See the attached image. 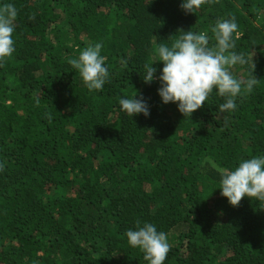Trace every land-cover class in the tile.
I'll return each instance as SVG.
<instances>
[{"label": "trees", "instance_id": "16d2710c", "mask_svg": "<svg viewBox=\"0 0 264 264\" xmlns=\"http://www.w3.org/2000/svg\"><path fill=\"white\" fill-rule=\"evenodd\" d=\"M181 2L0 0L18 10L15 51L0 62V264H147L126 237L138 222L167 234L164 264H264V202L233 207L217 189L222 172L264 155V0L195 14ZM232 17L248 63L230 70L258 82L232 112L214 91L185 118L158 79L143 81L144 65L160 44L212 37ZM97 42L109 80L90 93L68 60ZM136 94L149 116L120 110Z\"/></svg>", "mask_w": 264, "mask_h": 264}, {"label": "clouds", "instance_id": "9594fccd", "mask_svg": "<svg viewBox=\"0 0 264 264\" xmlns=\"http://www.w3.org/2000/svg\"><path fill=\"white\" fill-rule=\"evenodd\" d=\"M213 0H182L181 9L195 14L203 4ZM18 10L12 3L0 4V62L10 57L15 51L13 34L16 29ZM238 24L235 17L218 20L212 27V37L206 32L184 31L171 46L160 44L154 53L152 62L144 65L142 79L152 83L158 79V95L163 104L173 103L186 118L200 109L215 93L224 98L219 105L223 114L237 108L236 99L242 91L251 93L258 80L252 76L245 80L234 77L231 66L246 65L248 58L233 51ZM215 39L214 47H209V40ZM103 44L97 42L84 48L77 58H70L68 63L79 72L83 84L90 93L99 92L109 80V71L105 67V57L101 55ZM162 62L163 67L156 76L157 68L153 65ZM126 63V62H125ZM215 89V90H214ZM120 110L127 115H150L146 100L134 97H121ZM4 165L0 163V170ZM220 194L228 203L236 207L245 197L264 202V155L243 159L233 170L221 174ZM129 246L138 248L143 253L147 264H164L170 251L168 236L158 231L152 223L138 222L135 229L126 232Z\"/></svg>", "mask_w": 264, "mask_h": 264}]
</instances>
